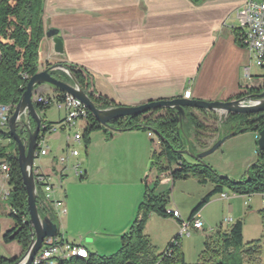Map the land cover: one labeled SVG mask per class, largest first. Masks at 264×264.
<instances>
[{
  "label": "crops",
  "instance_id": "0c3cea01",
  "mask_svg": "<svg viewBox=\"0 0 264 264\" xmlns=\"http://www.w3.org/2000/svg\"><path fill=\"white\" fill-rule=\"evenodd\" d=\"M245 1L44 0V32L48 29L57 31V36L62 40L63 52L56 55L51 39L44 33L39 47L42 63L38 70L44 69L46 62H67L80 66L92 75L95 93L119 105L135 106L148 101L183 97L187 89L190 90L189 99L231 100L236 95L250 92L247 86L259 85L258 81L244 79L243 67L250 58L248 51L240 45L234 29L237 25L236 12ZM36 91L41 94L55 93L54 88L46 84L38 86ZM56 112L59 122L64 111L56 108ZM39 114L42 117L43 113ZM61 131L57 128L46 134H57L54 138L62 135L61 141L64 142L69 136L59 133ZM148 132L122 131L113 133L109 138L100 133L99 140L89 145L86 157L80 158L84 163L86 181L78 183L74 178L69 184L86 186L88 179L94 180L95 174L89 170L92 166V169H97V180L108 181L110 189L100 192L97 198L86 189H81L84 190L82 194L76 193L72 187L63 190V193H53L55 199L62 201L65 210L64 214H52L59 227L60 239L68 243H80L87 251L97 254L110 252L118 246L117 237L128 230L135 217L144 184H151L156 177V173L149 169L155 135L149 136ZM218 134L206 139L207 147L218 138ZM257 135L247 131L241 136L246 140L249 155L241 162L242 169L255 161ZM192 138L189 139L192 141ZM44 140L47 145L46 138ZM157 142L159 145L158 139ZM61 147V144H52L47 155L36 157L34 170L45 175L54 173V176L59 171L68 173L69 169L73 170V165L62 167L66 162L61 165L52 159V149L58 151ZM204 147L195 145L194 151H201ZM66 154L69 158L68 151ZM75 157H79V153L70 158ZM206 161L215 167L214 158L208 157ZM64 176L67 175L62 173V178ZM158 178L157 193L173 190L178 181H172L168 174H160ZM189 179L197 183L194 178L186 180ZM111 184L114 190H111ZM168 197L166 207L180 214L177 203L171 198L172 191ZM229 198L227 195L225 200ZM250 199L251 196H246L244 205L249 207ZM208 206L204 205L198 212L204 228L210 226L211 222L203 218ZM231 207L230 218L234 222L242 210ZM155 216L151 214L148 219L157 220ZM88 221H91L96 234L91 231L75 234L68 230L72 223L86 225ZM67 233L73 235L70 242ZM98 235L101 237H96ZM110 237L117 239L110 240ZM106 244L112 245L111 250H105Z\"/></svg>",
  "mask_w": 264,
  "mask_h": 264
},
{
  "label": "trees",
  "instance_id": "16d2710c",
  "mask_svg": "<svg viewBox=\"0 0 264 264\" xmlns=\"http://www.w3.org/2000/svg\"><path fill=\"white\" fill-rule=\"evenodd\" d=\"M198 3L201 0H191ZM43 2L44 0H0V104L17 103L28 79L38 71L39 47L44 37L43 24ZM71 73L80 88L88 95L93 103L99 108L116 107L112 99L95 93L92 75L84 68L72 63L61 62ZM51 64L46 62L45 67ZM55 78L70 82V78L62 71L51 72ZM264 91V85H263ZM58 96L62 97V91L56 90ZM250 92H260V90L250 89ZM236 95L232 99L239 98ZM38 112H43L49 107L36 104ZM187 123L183 129L188 138L187 128L195 132L193 139L198 137V133L211 131L213 134L219 133L218 138L234 132L239 133L250 131L259 133L264 129V111L251 114L228 113L223 127L218 130L216 127L209 128L198 119L197 114L205 118L217 121V115L213 111L203 109H185ZM87 124L84 133L93 130H102L107 138L113 133L142 130L155 131L158 135L159 151L151 153L149 169L156 173V177L151 184L145 183L141 200L137 206L135 217L128 230L121 235L119 249L108 256L99 255L88 251V257H71L65 260H57L58 264H187L184 261L180 246L181 237L178 233L171 240L178 241V245L173 246L169 241L166 248H170V253H155V246L149 237L144 234V227L149 215L155 214L161 217H174L168 212L167 203L169 192L157 193L155 191L160 174H168L172 181L194 178L199 184L210 182L213 187L192 208L189 217L185 222L189 223L192 217L206 205L216 194H223L224 188L234 195L251 196L253 194H264V152H257L255 162L246 171V178L243 181H233L226 177L219 176L210 164L204 159L195 160L187 156L183 157V151L188 147L194 151L196 145L193 141H185L176 134V121L170 109L153 108L137 116H124L113 119L106 126H101L93 116L88 113ZM57 123V122H56ZM47 127L54 123H46ZM31 127L34 126L30 120ZM108 128V129H106ZM23 135L26 136L25 130ZM0 138L8 141L6 151L0 143V158L5 157L10 169L11 191L7 198L10 208L8 216L14 219V226L7 230L2 239L4 242L16 240L21 247V254L30 243V227L28 223V212L26 205V191L24 189L17 160V149L14 139L10 136L8 129H0ZM194 144V145H193ZM196 146H205L206 143H198ZM38 205V199H37ZM41 216L47 215L53 222V216L38 207ZM264 224V207L258 210ZM181 224L184 222L180 217H174ZM242 220L237 219L228 226H223L222 222L212 227L211 231L204 236L202 250L198 260L193 264H264L261 259V246L258 241L244 242L242 238ZM17 230L15 235L11 234ZM202 231H205L203 227ZM60 234H58V238ZM165 248V249H166ZM20 254V255H21ZM0 254V264H8L15 261Z\"/></svg>",
  "mask_w": 264,
  "mask_h": 264
},
{
  "label": "rangeland",
  "instance_id": "374dc122",
  "mask_svg": "<svg viewBox=\"0 0 264 264\" xmlns=\"http://www.w3.org/2000/svg\"><path fill=\"white\" fill-rule=\"evenodd\" d=\"M38 63H42V59L40 56V59H38ZM251 74L253 75V80L259 82V77L263 74V69H260L256 67L254 64L251 66ZM51 87L50 85H48ZM263 90H260L262 92ZM42 118L43 120H49L56 122L58 118V113L56 112V108L54 106H50L45 111L42 112ZM198 119L205 123V125L209 128L216 127L218 130L223 127L222 123L224 122L226 118V114H223L221 119L219 120V115H217V121L211 119V118H205L202 115L197 114ZM47 122V121H46ZM87 120L86 119H80L77 121L76 126L72 128H67L66 130H63L59 133L67 134L69 136V139H65V141H61V136L59 138H54L57 134H45L44 138H46L47 145L49 147L53 145H59L61 144V149L58 151H54L52 149V159H55V162L58 161V157L60 155H65L67 151L76 150L79 153V157H75L74 159H71L70 157L66 159V163L62 166L69 167L70 165H73V163H79L80 168L79 172L81 174H75L73 170L69 169V172H63L59 171V168L57 166V169L59 171L57 176H54V173L51 175H47V179L49 182L53 185V193L56 192H62L63 190L69 189L72 187L76 193L82 194L81 189H86L88 193L93 194L95 197L100 195V192L102 191H108L110 189V183L108 181H102L101 179L98 181V172L97 169H92V166H90L89 170H92L91 174H95L94 180H89L86 184V186H71L69 182H72L71 179L76 178L78 183H83L86 181L87 178L83 175V167L84 163H82V160L80 158L86 157V149L91 144H95L96 141L99 140L100 133L104 134V136H107L102 130H93L87 134V137L85 139L84 133L86 129ZM108 129V128H106ZM5 130H7L5 128ZM187 134L191 136H194V130L191 128H187L186 130ZM247 132V131H246ZM245 132V133H246ZM75 133H79L82 136L81 143L79 141H74L73 136ZM243 134H236L233 137L227 139L226 141L222 142L218 148L213 151L211 154L205 156L203 159L207 163L206 159L208 157H211L215 159V167L211 166L213 170L216 172L217 175L226 177L233 181H243L246 178V171L255 161L250 162L245 169H242V166L240 165L241 162L249 157L247 149H246V140L245 138H241V136L245 135ZM213 133L211 131H207L206 133H198L197 138H192V141L198 145V143H206V139H211L213 137ZM234 137H239L237 140H231ZM258 135L255 139V145L256 148L254 149L255 153V160L257 158V141ZM106 139V138H105ZM152 144V150L155 152L159 151V145L157 142V137H154ZM229 141V142H227ZM231 141V142H230ZM0 143L4 147L7 145L8 141L6 139L0 138ZM6 151L9 150V147L6 146ZM89 151V150H88ZM152 151V152H153ZM183 157L187 159L186 154H183ZM54 162V163H55ZM59 163V162H58ZM60 164V163H59ZM58 164V165H59ZM95 171V172H93ZM62 173L64 176L62 178ZM56 175V174H55ZM90 176V175H89ZM88 176V178H89ZM54 177V179H52ZM152 175L149 176V178ZM191 178V177H190ZM193 179V178H191ZM178 180L176 187L172 190L170 189L168 192L172 191V197L175 202L178 205V210L180 211V219L184 222L187 219V216L189 212L196 206L200 199L210 190L212 189L213 185L210 182H207L206 184H194L191 182L192 180ZM112 188L111 190L115 189L113 187V184H111ZM84 187V188H82ZM224 194L228 195L230 198L228 200L220 199V194L214 195L211 200L207 203L209 205L205 211L203 218L207 220H211L210 226L206 225L205 231L196 230L193 229L191 226L188 227L189 232L184 231L183 236L181 237V249L184 257V261L187 264H193L198 260V256L200 254V251L202 250V243L204 236L209 233V229L214 227L216 224L222 222V218L224 217H232L231 214V205L234 206V208L241 209L242 213L235 217V220L241 219L242 220V238L244 242H250V241H258L261 246V259L264 262V224L262 222V219L260 215L258 214V209H262L264 207V204L262 202V197L260 194H253L251 195V199L249 202V207L244 205L246 195H236L233 196V194L226 188H224ZM54 196V195H53ZM97 198V197H96ZM39 206V201H38ZM10 211V208L7 204V201H3L0 203V254L8 259H11L13 257H17L21 254L22 250L20 245L16 240H12L9 242H4L2 239V235L9 229H11L15 222L14 219L8 216V212ZM250 212V213H249ZM52 215V214H51ZM57 215V214H56ZM157 217V220H149L147 219V222L144 227V234H146L151 243L155 246V253L161 254L164 249L166 248L167 243L169 242L170 238L175 236L179 230L182 228V224L175 219L174 217H161V216H155ZM86 225H80L79 222L72 223L69 226L70 231L74 232L75 234L77 232H86L91 231L93 234H96V231L94 228H92L91 221H88ZM230 223H223V226H228ZM93 229V230H92ZM97 230V229H96ZM62 233V232H61ZM68 241L70 242L73 238V235L71 233H67ZM96 237H101L100 235ZM119 244L117 247L112 249V251H102V253H99V255L108 256L113 253H115L119 247H120V239L121 235L118 237ZM116 237H110L108 239H117ZM64 243H68L63 241ZM115 244V243H114ZM105 250H111L112 245L106 244ZM88 250L92 251L90 247H88ZM105 252V253H104Z\"/></svg>",
  "mask_w": 264,
  "mask_h": 264
},
{
  "label": "water",
  "instance_id": "95a60500",
  "mask_svg": "<svg viewBox=\"0 0 264 264\" xmlns=\"http://www.w3.org/2000/svg\"><path fill=\"white\" fill-rule=\"evenodd\" d=\"M45 36L51 39L54 53L56 55H61L63 52V45L61 38L57 36V31L55 29H48L45 32ZM55 70L67 74L70 78V82H65L52 76L51 72ZM43 84L50 85L54 90H60L62 94L71 95L79 100L101 126H106L110 120L124 116H137L153 108L170 109L176 121L177 136L182 137L185 141H188V143H190V139L186 136L183 129L184 125L187 123L186 108L203 109L219 114H251L264 111V91L250 92L231 100L204 101L178 97L148 101L135 106L118 105L116 107L99 108L80 88L74 77L61 62L51 64L42 70H38L28 78L25 88L8 119V132L16 143L18 166L21 180L26 191L28 223L30 227L29 245L21 255L11 258H17L15 261L8 264H31L34 257L41 249L44 239L57 237L59 234L57 223L53 222L47 215L41 216L38 210L39 206L36 202L39 187L35 182L33 163L36 157L34 152L37 140L44 132L43 126L46 122L36 110V103H33L32 95L37 87ZM53 94L57 93L55 92ZM30 120L34 123L33 127L30 125ZM23 130H25L26 136L23 135ZM241 132H243V129L239 130V133ZM152 133L158 138L155 131H152ZM233 135L234 132H230L226 136L217 138L207 148L198 152L191 151L188 145L183 153L195 160L203 159L205 156L215 151L226 138ZM256 144L258 150L264 152V129L258 133ZM16 232L17 230L11 234V237H13Z\"/></svg>",
  "mask_w": 264,
  "mask_h": 264
},
{
  "label": "built area",
  "instance_id": "2783aa9c",
  "mask_svg": "<svg viewBox=\"0 0 264 264\" xmlns=\"http://www.w3.org/2000/svg\"><path fill=\"white\" fill-rule=\"evenodd\" d=\"M237 25L234 29L237 31V37L240 45H242L249 53L250 61L243 67V76L245 80L251 81L253 75L251 74V66L254 64L256 67L263 69V74L259 77V85H249L248 90H263L264 85V0H246L245 3L236 12ZM25 79L28 77L24 76ZM247 91V90H246ZM245 91V92H246ZM250 93V92H248ZM248 93H244L248 94ZM242 96V95H241ZM183 98H190V90L187 89L183 93ZM32 101L36 104H41L44 107L54 106L55 108L64 111L63 118L56 124L47 127L44 124V132L37 140L36 149L34 152L35 157L44 156L49 153V147L45 143L44 135L60 128L66 130L76 125L80 119H87L89 110L79 100L75 99L71 95L62 94V97L57 94H41L35 91L32 95ZM16 103L12 104H0V121H7L12 114ZM223 114H219V120ZM227 115V114H226ZM149 136H152V132H148ZM81 135L79 133L74 134L73 140L80 141ZM70 156H76L78 152L76 150L68 151ZM67 159V154L60 155L58 162L63 165ZM75 174H81L79 172V163H74L72 166ZM35 182L38 189V201L39 208L48 214H64L63 203L61 200L55 199L53 196V185L47 179V175L35 171ZM11 191L10 185V169L6 158H0V203L6 201ZM222 199H226V194H220ZM262 202L264 204V194L261 195ZM174 217H180V214L175 209H169ZM223 223H230V217L222 218ZM190 225L193 229H203V223L199 213H196ZM189 223L183 222L182 228L179 230L178 235L182 237L184 231L188 232ZM212 229L210 228L209 231ZM173 246L178 245V241H170ZM74 251L88 252L80 243H70V245H61V239L58 237L45 238L41 249L35 256V264H58L55 262V255L72 253ZM171 249L166 248L165 253H170ZM158 264V263H155Z\"/></svg>",
  "mask_w": 264,
  "mask_h": 264
},
{
  "label": "bare ground",
  "instance_id": "6f19581e",
  "mask_svg": "<svg viewBox=\"0 0 264 264\" xmlns=\"http://www.w3.org/2000/svg\"><path fill=\"white\" fill-rule=\"evenodd\" d=\"M5 128L8 129L7 128V121H0V129H5ZM61 245H70V243H64L63 240L61 239ZM71 257H78V258H85L86 259L88 257V252L74 251L72 253L58 254V255H55V260L57 262V259L62 261L65 259H69ZM31 264H35V257H34Z\"/></svg>",
  "mask_w": 264,
  "mask_h": 264
}]
</instances>
